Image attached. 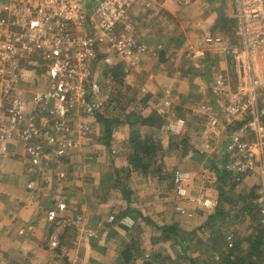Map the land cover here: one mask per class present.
<instances>
[{
    "label": "built area",
    "instance_id": "built-area-1",
    "mask_svg": "<svg viewBox=\"0 0 264 264\" xmlns=\"http://www.w3.org/2000/svg\"><path fill=\"white\" fill-rule=\"evenodd\" d=\"M182 1L193 0H0V152L7 153L8 144L15 141L27 151L35 168L41 162L49 167L54 161L58 177L64 178L61 159L68 149L78 144L66 135L69 128L65 119L70 116L66 101L76 90L72 83L76 82L80 91L83 83L91 82L90 90L95 95L100 92V85L93 68L88 67L90 64L96 67L103 64L106 69L121 62L139 67L148 54L147 44L133 36L120 35L119 23L136 5L150 7ZM234 5L233 39L208 34L197 42L192 52H195V60L211 64L212 102L201 105L199 114L217 129L222 125L220 117L226 118L229 128L233 125L220 159L225 170L235 175L253 170L260 172L262 183L255 192V203L264 226V0H234ZM28 51L46 53L42 64L46 70L41 80L50 82L51 87L36 95L33 102L43 105L44 109L48 106L45 110L49 115L60 119L53 130L45 118H41L42 129L36 125L40 118L28 114V108L21 102L22 91L16 89L25 78L16 73L22 59L19 56ZM214 57L223 64L222 70L212 65ZM36 79L34 75L33 80ZM12 100L13 106L7 107L12 105ZM82 102L85 104L86 100ZM94 110L90 107L88 112ZM185 125L186 121L180 119L176 126L163 128L179 134V129ZM39 134L50 147L59 144L54 154L51 149L33 146ZM190 180L187 171H175L174 183L179 196L187 195L185 183ZM35 187L36 181L32 180L29 188ZM195 203L209 210L218 206V201L209 200L206 195ZM58 208L64 211L67 205L62 202ZM50 214L58 228H79L83 222L81 216L57 221L56 211ZM114 219L111 216L110 221ZM121 224L131 228L136 222L129 216L123 218ZM234 240L233 234L227 235L229 249L234 247ZM50 245L58 247L57 233L52 236Z\"/></svg>",
    "mask_w": 264,
    "mask_h": 264
},
{
    "label": "rangeland",
    "instance_id": "rangeland-1",
    "mask_svg": "<svg viewBox=\"0 0 264 264\" xmlns=\"http://www.w3.org/2000/svg\"><path fill=\"white\" fill-rule=\"evenodd\" d=\"M170 3L171 2H165L161 4L166 7V13L163 18L156 16L155 13H157V10L155 11V9H153L155 8V5L144 7L139 4L129 9L126 16L119 23L120 35H130L136 40L147 44L148 54L141 61L139 67H135L134 70H132V66L125 64L126 75L113 80L114 76L109 74V69H106L103 64L96 67L89 63L90 65L88 67L90 69L93 68L100 85V92L95 95H93L90 90L91 82L83 83L80 91L79 88L77 89L78 84L76 82L72 83L73 86L76 87V90L68 96L66 101L70 111V116L65 119V123L69 128L66 135L67 138L78 142V144L76 143L77 147L68 149L66 156L61 159L62 167H64L61 171L66 174L63 179L67 178L69 172L75 168L72 161L67 162V160L70 157H83L84 150H89L90 147L96 149L97 145L102 146L103 148L106 147V152L109 151L108 156L111 157V161H113L114 158L124 156L129 165L125 169L126 171L128 169L131 170L130 162L128 160V146L131 137L138 135L142 137L150 136L148 134H143L140 128H138L137 120L132 114L136 112L143 115L145 110L147 112H156L158 114L159 112H162L163 114L159 115L164 119L160 125L161 129L173 137L178 136L180 143L177 150H172L174 148H172V146L167 148L169 155L166 158L167 163L170 165H165L164 172L161 175H164L167 171H171L174 168L175 163L177 164L176 167L179 168L177 170L187 171L188 173H190L189 168L192 167V165L195 166L197 161L199 167V169H197L198 167H195L196 171H194V169V172L190 173L191 180L185 183L186 188H189V185H193V192H189L184 197L177 194L183 202H192L195 204L190 205L188 203V208L190 209L189 213L194 214L196 217L195 224H193L195 226L191 225L190 228L189 226L185 227L188 229L180 228L183 236L190 234L192 237L190 238L191 240L188 243L187 248L190 252L189 257H182L183 261L179 263L217 264L221 258L219 252L220 249L222 248L223 250H226L224 244L225 236L228 234H233L235 240L242 241V244H240V251L245 252L248 249L245 239L253 233L254 223L250 218L243 217L240 210L244 208V206L251 205V207L255 209V212H257L258 207L255 203L256 194L255 198H246L244 204H240V206H237L236 208L227 204L225 205L226 213H228L227 218L214 225L216 228L221 226V230L215 228L216 230H213L216 232L213 233L212 229L206 227L197 231L204 225L209 217L214 214L216 209H206L195 203V200L200 199L202 195H206L209 200L212 199L218 201L220 186L224 187V189L228 188L220 181V171H222L221 169L225 170L224 162L220 158L225 152L227 138L229 137L230 132H233V125L229 128V126H226L228 125L226 124V118L220 117L222 125L217 129V127H211V125H209V120L205 116L199 114L201 105H206L212 102L210 94L211 64L195 60V52H192L195 50L197 42L208 34H219L230 40L233 39L234 29L236 27L235 5L234 0H193L188 2L182 1L180 3L173 2L175 8H173V6L168 8V4ZM162 8L163 7H161V9ZM163 24L164 26L162 27ZM159 25L162 32L158 31ZM45 54L46 53L41 51H28V53L19 56L22 59L16 73L19 74L20 77L23 76L25 78L20 80L16 89L18 92L22 91L21 102L24 104V107L28 108L27 110L30 112L28 114L40 118V120L36 121V125L40 127L41 118H45L46 123H48L53 130L60 122V119L49 115L45 110L48 109V106L44 109L43 105L33 102L36 95L44 93L49 90V87H51L50 82L41 80V76L44 75L46 70V68L43 67L44 65H42L44 64L43 56ZM151 54L154 55H152L153 62L145 63V65L140 67L145 58L147 56L149 57ZM214 60L215 62L212 65L215 64L217 69L222 70V67H224L223 64H221V62L215 57ZM139 68L141 69L135 70ZM143 69H145V73H148H146L144 79L151 77L150 81H144L142 79L141 73L139 72ZM175 74L183 77L184 80H187L184 81L186 89L189 90V86L192 88V91L190 94L188 92V96L185 97V100H183V97L181 98L177 96V90L180 89V85H174V83L169 82V79L173 80ZM34 75L37 76L36 80L38 81L36 87L33 85L35 84L33 82L35 81L33 80ZM193 76H195V79L192 78ZM38 78L40 79L38 80ZM191 79H193V83ZM151 85H154V88H151L152 90L150 89ZM33 89H36V91L33 92ZM82 100H86V106H84L85 104ZM13 104L14 101L12 100V105L9 104L7 107H12ZM90 107H94L96 110H94L93 113H89L88 109ZM42 110H44L45 113ZM101 116L107 119L124 122L122 125L130 126V130H126V137H128L127 142L125 141L126 144L125 142L121 143V149L114 147L116 149L114 151L110 147L111 144L108 145V134L104 123L100 119ZM180 119H184L186 125L179 129V134L164 130L163 127L166 125L176 126ZM40 129H42V127H40ZM189 132H192L191 136H188ZM14 137L15 135H13V138ZM38 137V141L33 142L34 147H39L42 150L51 149L50 152L53 154L58 150L59 144L52 145L51 148H46V141L44 140L45 138L43 135L39 134ZM151 137L156 141L161 150L159 157H165L162 142L154 138V136ZM168 139H171V137H168ZM172 140L174 139H171L170 141ZM183 140H187V146L183 145ZM188 152L195 157V160L192 159L193 157H184ZM85 154L86 157H94V153L92 152H85ZM25 156L28 157L27 151L25 152ZM160 162L163 163L164 160ZM43 163L44 162H41L36 169H40L42 172V169L45 167V164L43 165ZM52 164H55L56 166L55 162H51L49 165L51 166ZM51 168L52 171L56 170V168L54 169V166ZM51 168L49 167V170ZM30 170L33 174V166ZM177 170L171 171L173 181L174 173ZM133 172H136L138 175H133ZM107 173L112 174L113 170L110 169ZM114 175L117 176L116 178L119 180L123 179V182L121 181L120 183L129 189V187H131L130 183L134 181V177H139L140 175H143V173L132 169L130 176H127V173L124 171L115 170ZM241 175L243 176L242 178H236L233 180L234 183L237 182L238 184L235 189V194L229 200L233 199L235 201V199L244 191L251 192L253 190L255 193L257 188L261 186L262 178L258 170L244 172ZM111 185L113 186V184ZM114 185H117L118 187L120 186V184ZM211 185L212 188L214 187L217 191V195L216 197L214 195V198L206 193L210 191ZM176 188L177 186L169 188V193L173 195V190H176V192L178 191V188ZM137 212L139 213V211L129 207V205L127 206V204L123 202L115 212L110 211L109 218L114 216L115 219L112 221V225H120L123 218L129 216L133 217L136 224L129 228V231H133V234L131 235L133 239L131 242L136 240L138 247H144V244H142V237L145 235L143 234L147 232L149 235L151 233L155 234L158 227L149 219V217L143 219L140 215H137ZM77 216H81L83 222L79 228L72 227V229H76V233H78V230L85 231V218L82 214L78 213L67 214V217ZM140 222L145 223L147 229H145V227L143 228L142 223ZM138 223L141 225H138ZM72 232L73 230H71V233ZM176 238L177 237L173 235L170 241L164 246L159 244L158 249L160 250L163 248L167 253L168 250L175 251V248H180L178 245L174 244ZM215 239L218 240V243H215ZM127 245L128 244L123 243V245L117 250H112L114 255L116 254L119 257L117 260H114L115 256L112 257V264H122L120 260L121 252ZM143 253L144 252L140 255L146 256L143 255ZM167 258L168 260L170 259L169 257ZM142 259L143 257H140L138 258V261L140 260L141 263ZM151 259L153 261L155 260L154 257H151Z\"/></svg>",
    "mask_w": 264,
    "mask_h": 264
},
{
    "label": "crops",
    "instance_id": "crops-1",
    "mask_svg": "<svg viewBox=\"0 0 264 264\" xmlns=\"http://www.w3.org/2000/svg\"><path fill=\"white\" fill-rule=\"evenodd\" d=\"M168 5V8H171L174 3L171 2ZM154 7L153 9L157 10L156 16L163 18L166 7L161 4ZM158 31L162 32L160 25ZM152 55L147 56L140 67L150 63L154 56ZM142 71L139 72L142 79L150 81L151 77L144 79L147 73L145 69ZM192 78L195 79V76ZM193 79H191L192 83ZM184 81L187 80L176 74L173 80L169 79V82L174 85H180L177 96L183 97V100L188 96V92L190 94L192 91L190 86L189 90L185 88ZM33 82L36 87L38 81ZM153 86L151 85L150 89H153ZM34 91L36 89H33ZM150 114L151 112L146 110L143 112L144 117ZM139 128L143 134L154 136L162 142L165 157H159V162L164 160V165L169 164L166 158L169 155L167 148L172 146L174 147L172 150H177L178 145L175 141L179 140V137L171 136L161 127L140 126ZM126 130H130L129 125H121L114 129L110 143L112 150H116L114 147L121 149V143L127 142ZM191 134L192 132H189L188 136ZM168 137L174 140L170 141ZM177 142L180 143V141ZM46 148L51 147L46 144ZM85 152L94 153V157H86ZM108 152L106 147L97 145L96 149L90 147L89 150H84L83 157H70L67 162L72 161L75 168L65 179L58 177L55 170L52 171L51 167L54 166L55 169V164L49 166L50 170L49 167H44L42 172L36 169L31 157L25 156L24 147L15 141L8 144L7 153L0 152V264H112V257L115 256L114 260L119 258L112 250H117L123 243L129 244L133 239L131 237L133 231H129V228L122 224L112 225L113 222L109 218L110 211L115 212L123 202L139 211L144 217H149L158 227L155 234L149 235L148 232L143 234L145 236L142 237V244L145 248L139 247V250L141 255L144 252L143 255L146 256L136 257L135 264H180L179 262L183 261L182 257H189L190 252L187 250L191 240L189 238L182 243H176L180 248H175V251L168 250L167 253L163 248L159 250L158 245L164 246L168 243L161 233V227L173 225L180 230L195 224L196 217L189 213L188 208V203L190 205L194 203L183 202L176 190H173V195L169 193V188L176 187L172 176L169 181L160 182L157 176L152 175L134 177L129 187L132 194L129 200H125L121 189L114 185L118 184L114 171L125 169L129 165L124 156L114 158V162L111 161ZM184 157L192 158L193 156L188 152ZM192 159L195 160V157ZM32 166L33 174L30 170ZM176 166L175 163L173 171L179 169ZM195 167H198V161L195 166L192 165L190 170L188 169L189 172L196 171ZM110 169L113 170L112 174L107 173ZM132 174L138 175L136 172ZM32 180L36 181V187L33 189L29 188ZM119 181L123 182V179ZM210 187V191L206 193L214 198L217 191L214 187L212 188V185ZM189 188L187 187V194L193 192V185H189ZM62 202L67 205L64 211L58 208ZM54 211L57 213V221L59 218H67V214L70 213L82 214L85 218L86 232L78 230L76 233V229L58 228L56 221L50 219V213ZM138 225L141 224L138 223ZM145 226V223H142V227ZM71 230H73L72 233ZM56 233L59 245L53 248L50 242ZM150 255L155 258L154 261H151L153 258L151 259ZM140 257H143L141 263L140 260L138 261Z\"/></svg>",
    "mask_w": 264,
    "mask_h": 264
},
{
    "label": "trees",
    "instance_id": "trees-1",
    "mask_svg": "<svg viewBox=\"0 0 264 264\" xmlns=\"http://www.w3.org/2000/svg\"><path fill=\"white\" fill-rule=\"evenodd\" d=\"M126 65L125 63L121 62L119 64H116L114 67L109 69V74L111 76L113 75V80H116L119 77L126 75ZM132 69V68H131ZM134 70V68L132 69ZM133 117L137 120L138 128L140 126H147L150 128L153 127H160L161 123L164 121L162 117L159 116L158 113H151L149 116L144 117L143 115L139 113L132 114ZM101 121L105 125L106 132L108 134L107 142L108 145H110L113 135V130L116 126L124 124V122L118 121V120H111L104 117H100ZM160 123V124H159ZM179 139V138H178ZM176 139L177 145L179 143ZM183 145L187 146V140H183ZM129 153H128V160L130 162L131 170L140 171L143 173L144 176H157L158 180L163 182V180L169 181V178L172 175L173 170L167 171V173L163 174L165 165L162 162H159V156L161 150L158 147V144L151 136H145L142 137L140 135L138 136H132L129 143ZM131 170L124 169L125 173H127V176H130ZM220 171V181L225 186H227V189H224V187L219 188V199H218V206L212 216L209 217V219L204 223L203 226H201L197 231L202 230L206 227L210 229H215L218 222H221L222 220H225L227 218L228 213H226L225 205H232L233 207L240 206V204H244L246 201V198L252 197L255 198V193L252 190L251 192L244 191L241 193L235 201L229 200L232 198V196L235 194V189L237 186V182H233L236 178H242V175H235L231 172H227L224 169H221ZM118 171V170H116ZM118 173V172H117ZM167 174V175H166ZM118 184H120L119 188L122 191V194L124 195L125 200H129L130 196L132 194L131 190L128 189V187H125L122 183H120L118 179ZM229 202V203H228ZM133 213V212H132ZM240 213L243 217H248L251 219V221L254 223L253 226V233L249 235L245 242L248 246V249L245 252L240 251V244H242V241L234 240V247L229 249L226 237L225 236V244L226 250L220 249V261L217 264H263L264 263V226L261 222V217L259 215V211L257 209V212H255V209L250 206H244L240 210ZM137 215H140L143 219L145 217L141 215V213L137 212ZM216 228L218 230L220 229ZM215 229V230H216ZM160 230L162 231V234L165 238V240L169 241L171 237L174 235L177 238L175 239L176 243H182L185 239H190V234L186 237L183 236V233L177 226H164L161 227ZM213 230V233L216 232ZM194 234V233H192ZM189 236V237H188ZM189 238V239H188ZM215 243H218V240L215 239ZM224 247V248H225ZM140 256V250L137 245V241L134 240L130 244L126 246V248L121 252L120 260L122 264H135L136 257ZM153 261V260H151Z\"/></svg>",
    "mask_w": 264,
    "mask_h": 264
}]
</instances>
